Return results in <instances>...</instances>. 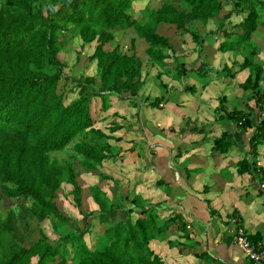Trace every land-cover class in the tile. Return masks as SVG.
Listing matches in <instances>:
<instances>
[{
    "label": "trees",
    "instance_id": "16d2710c",
    "mask_svg": "<svg viewBox=\"0 0 264 264\" xmlns=\"http://www.w3.org/2000/svg\"><path fill=\"white\" fill-rule=\"evenodd\" d=\"M132 1L0 0V199L6 197L20 202L18 205L26 209V215H22L26 228L30 223L38 227V222L47 219L56 234L50 241L38 227V237L24 244L23 238L13 230L15 213L7 210L0 218V264H162L160 256L148 244L153 239L165 238L163 235L175 220L179 222L177 229L182 231L183 243L187 242L188 233L179 213L173 211L167 217H160L156 211L162 204L143 199L138 193L131 194L130 198L125 193L119 194V199L127 204L124 211L127 216L121 219L119 205L108 199L101 188L91 186L89 196L97 206L98 223L91 249L83 238L90 227L87 213H84V224L76 226L77 231L72 225L74 221L63 215L53 202L56 191L68 184L71 188L64 194H71L76 206L80 201V188L71 164L56 153L70 148L81 169L89 171L106 158L118 157L122 151L120 146L106 142L108 138L118 141L119 137L93 128L90 103L94 98L100 110L105 111L110 94L120 100H133L136 109L145 103L161 107V102L169 97L162 80L158 81L162 88L159 96L138 94L145 81L141 78V60L134 53L133 39H130L129 53L121 52L117 45L105 49L103 46L113 39L110 29L131 28L146 45L143 52L148 66L162 68L165 59L170 58L175 64V76L180 79L190 74L199 76L210 69L199 56L206 41L204 37L221 29L223 20L241 15L228 31L222 30V40L215 49L242 57L240 62L231 63L236 65L234 70L223 64L218 73L233 77L236 71L248 68V74L238 86L246 92V101L252 100V105L246 104L247 112L235 107L227 110L224 95H220L213 122L221 126L223 121L232 120L233 129L250 130L249 153L264 140V57L254 61L259 49L250 39L257 26L264 25L261 18L264 0H154L151 6L145 3L138 10V18L132 15ZM213 18L215 28L201 33L198 25L204 26ZM159 24L171 25L189 36L195 44L201 69L186 65L172 54L168 38L157 32ZM74 34L81 45L95 42L86 57L94 61L93 76L67 75L63 70L64 61L57 58L68 42L66 37ZM155 76L161 74L157 72ZM65 87L74 95L66 104L62 90ZM182 91L192 94L195 86H183ZM134 117L139 120L138 113ZM119 128L117 121L108 125L111 132ZM141 128L138 129L143 131ZM227 136L225 128L213 137V150L227 152L232 144ZM202 138L206 139L204 135ZM143 143L141 139L138 147ZM248 170L260 172L264 181V170L256 168L254 160L246 156L236 162L238 173ZM156 185L166 188L160 180H156ZM26 201L28 205L24 207ZM131 213L136 214L133 221L129 218ZM178 243L167 241L169 247ZM194 254L198 264H206L203 252Z\"/></svg>",
    "mask_w": 264,
    "mask_h": 264
},
{
    "label": "crops",
    "instance_id": "0c3cea01",
    "mask_svg": "<svg viewBox=\"0 0 264 264\" xmlns=\"http://www.w3.org/2000/svg\"><path fill=\"white\" fill-rule=\"evenodd\" d=\"M227 21H230L229 18ZM194 59L195 57L190 62H184L186 65L192 66L198 60ZM220 68L218 70L210 67L205 72L206 75L208 72H213V77L204 81L206 83L201 82L195 85L193 80L194 84H188L195 86V92L189 93L190 95L196 94L195 97L185 96V93L188 92L182 91L183 86L180 83H175V86H173V80L170 84L164 83L168 92L175 91L174 98L161 102V107L158 108L151 107L146 103L141 104L136 112L132 113L135 122L138 118L135 119L134 116L143 106L141 113H138L139 120L136 121L139 123V125L136 123L137 135L129 138L130 141H134L135 145L124 146L122 138L118 136L120 140L116 145L122 149L120 153L124 150L128 152V149L136 150L137 156L144 160L140 170H148L151 177L160 180L161 184L166 186L165 189H158L154 182L150 185L141 182L136 185L135 193L150 202L162 204L161 208L156 211L160 217H167L173 211L179 213L180 222H183V227L188 233L187 242L184 244V238L180 236L182 231L177 229L179 222L175 220V224L169 225L167 239L177 240L179 243L169 247L166 241V250L171 249V251L165 250L163 258L160 255L162 264H198V258L194 254L198 251L205 254L206 264H251L232 241V236L238 228L243 230L248 240L254 243L259 242L264 246V191L259 190V182L263 183L264 181L261 180L260 172L256 170L238 173L235 164L247 156L255 161L256 168L264 170V140L256 145L253 153H249L250 148L246 140L250 130L240 132L238 129L232 128L233 136L240 143L242 142V145H237L236 142L232 143V148H229L225 153L217 152L212 147V138L218 136L222 127L225 126L224 122L221 126L217 122H213V111L218 104L217 97L221 92L219 90L222 87V90H225V96L227 92L236 93L234 88L231 90L227 85L224 87L220 85L219 78H225V81L239 77L238 79L241 81L240 77L244 78L245 76L242 74L244 73L242 70L236 71L233 77L224 76L218 73ZM160 71L164 72L161 68ZM158 87L161 89L159 85ZM159 95L160 93L156 96ZM111 99L110 96L109 101ZM131 101L128 100L127 108L134 106ZM189 101L191 106L189 109H185L182 104ZM206 103L211 110L210 115H205L204 111L202 112V105ZM244 103L251 106L252 100L245 102L244 99ZM197 106L198 109L195 111ZM134 107L136 108V106ZM149 112L154 115V120H149L147 117ZM191 112L195 117L184 116L182 118L185 113L188 115ZM116 116L123 119L128 116V111L114 112L113 117ZM129 121V124H133L132 120ZM139 126L143 131L138 129ZM195 126L198 129H195ZM207 133H211V135L207 136ZM203 135L206 139L202 138ZM141 139L144 140V143L139 148ZM243 150L247 152L246 155L243 154ZM124 157L122 159L119 156L110 157L105 160L113 164L119 160H127ZM125 166L126 163L123 161V167ZM83 198L90 199L91 204L95 205L89 193ZM173 228L177 233L172 238L171 229ZM53 234L55 233L53 232ZM55 237L56 234L50 241ZM153 241L157 242L156 239ZM154 251L158 253L156 250Z\"/></svg>",
    "mask_w": 264,
    "mask_h": 264
},
{
    "label": "rangeland",
    "instance_id": "374dc122",
    "mask_svg": "<svg viewBox=\"0 0 264 264\" xmlns=\"http://www.w3.org/2000/svg\"><path fill=\"white\" fill-rule=\"evenodd\" d=\"M154 0H134L131 3V11L132 15L135 18L139 17L138 10L143 8L144 4L147 3L148 6H151L150 4L153 3ZM225 10V9H224ZM263 11V10H262ZM221 14V13H220ZM219 14V15H220ZM241 15H233L229 17L230 21L223 20L222 28L218 29L216 33L209 34V36L204 37V43L202 44V51L200 53L201 60L204 61L207 66H210L211 68H216L219 70L221 65L225 64L228 65L232 70L233 68H236L235 64H232V62H240L241 56L239 54H233L230 51H226L224 53H219L216 48L219 41H221V37L223 36L222 30H229L230 26L232 24H235L240 20ZM261 18H264L263 13H261ZM199 31L201 33H206L207 31H212L215 28V18L209 19L207 23L204 26L198 25ZM110 31L113 33V39L110 40L107 44L103 46L105 49L112 48L114 45H117L119 50L121 52L129 53L130 52V39H133V47H134V53L136 56H138L141 60V78L145 81L144 85L138 90V94L140 95H153L156 96L158 93H161V89L158 87V81L162 80L166 84H170L173 80V86L176 84H179L181 86H186L189 83H201L209 80L210 77H213V72L206 75L205 73H202L198 76V74L194 75L192 77V74L190 76H184L181 79H178L175 75L174 70V62L167 58L165 59V65L161 68L167 73H164L160 71V67L148 66L147 57L145 56L143 50L146 47L145 43L142 42L141 38H137L131 28L125 29V30H119L117 28L110 29ZM157 32L166 36L168 38V41L170 45L172 46V54L178 56L180 60L183 62H190L193 57H197V52L195 48V44L190 40L189 36L187 34H183L181 31H178L171 25H163L159 24V27L157 28ZM181 32V33H180ZM66 39H68L66 42L67 44L65 47L57 53V58L59 60L64 61L65 67L63 68L64 72H66L67 75H78L80 73L87 74V75H95V64L94 61H88L87 55H89L93 47L95 45V42L92 41L88 44H82L81 41L78 38L77 35L67 36ZM250 39L255 43V45L259 49V54L254 57V61H258L264 57V25H258L256 30H254L251 33ZM191 48V50H190ZM190 50V51H189ZM194 59V60H195ZM199 59V58H198ZM196 64L195 66H193ZM192 66L194 68L201 69L203 66L198 64V60L196 63H194ZM230 69V70H231ZM245 74V76L248 74L249 69H243L242 70ZM159 72L161 77L155 76V73ZM162 72V73H161ZM244 76V77H245ZM239 78V77H238ZM233 78L231 80L227 79L224 81L225 78H219L220 85L229 86L230 89L234 88V92L236 93H226V97L224 95V91L222 90V87L219 91L220 95H224L225 101L224 106L227 110H230V108L235 107L241 109L244 112H247L246 104L244 103V99L246 96V92H244L240 87H238L239 79ZM241 80L243 79L240 77ZM170 79V80H169ZM194 80V82H192ZM63 80L61 79L58 82V86L60 87L62 85ZM234 82V84H233ZM206 83V82H204ZM180 87V86H179ZM61 89V88H60ZM59 89V90H60ZM64 90V98L63 102L66 104L71 97H73V93L67 91V87L63 88ZM218 91V92H219ZM242 93V94H240ZM169 98H174L175 91H169ZM237 95V96H236ZM112 99L109 101L110 107H108L105 111H101L99 108L98 100L97 98H94L90 103V115L92 119V126L93 128H98L99 130H102L105 134L118 137L120 136L122 138L123 145L128 147H132L134 144V141H130L129 138H133L136 136L137 132V125L138 122L132 117V113L136 112V108L132 106V108H127V99L120 100L117 98L116 95L110 94ZM185 96H188L189 98L195 97V95H190L189 93H185ZM198 96V95H197ZM218 99V97H217ZM229 99V100H228ZM184 105L185 109H189L191 104L190 101L182 104ZM145 106V105H144ZM201 106V105H200ZM125 107V109H124ZM143 106L139 108L138 113L142 111ZM198 106L196 107L197 111ZM123 110L128 111V116H125L123 119H119L118 116L113 117L114 112H122ZM153 110V109H152ZM204 111L205 115H210L209 113L211 110L209 108L208 103L202 105V112ZM201 112V113H202ZM187 116L188 118L195 117V115L191 112ZM147 117L149 120H154V115L152 112L147 113ZM136 119V118H135ZM118 120V123L120 124L121 129H117L114 132L108 130V125H110L112 122ZM129 120L133 121V124H129ZM155 122V121H154ZM152 122V123H154ZM189 122V121H188ZM225 126L222 127V130L225 128L228 129V136L227 140L230 141V143H237V145H242V142L238 141L232 134V127L234 125V122L232 120L223 121ZM151 123V124H152ZM190 123V122H189ZM167 124H169L167 122ZM182 124V122H181ZM192 124V123H191ZM227 125V126H226ZM123 127V128H122ZM149 127V126H147ZM177 127V126H176ZM150 128V127H149ZM120 132V135H119ZM211 133H207V136H210ZM219 136V135H218ZM249 136V135H248ZM234 140V141H233ZM247 141V140H246ZM106 142H108L111 145L117 144L118 141L115 138H108L106 139ZM207 146V144H205ZM233 144L230 145L229 148H232ZM239 148V147H237ZM121 152V151H120ZM119 152V157L125 156L127 160H123L126 163V166L123 167V161L111 163L107 160L101 161L99 165L96 166L94 170H83L81 167L77 164V157L73 155V152L70 148H65L64 151L61 153H56V156L59 158H64L67 163L71 164L73 171H74V179L76 181V184L80 188V201L79 205L76 206L75 203L72 200L71 194L67 193L71 187L70 185L63 186L60 190L56 191V195L53 198V202L56 204L58 210L65 216L71 219V221H74L76 223H72L75 230L79 231V228L76 226H82L85 222L84 213H87V218H89L90 221V227L89 232L87 234L83 235V238L86 242V244L92 249L95 245L96 235L98 232V223L97 219L95 217L97 206L96 204H91L90 199H85L83 196H87L89 193V187L91 186H98L101 188V190L104 192L105 196L112 200L114 204H117L118 208H120L121 211L118 212L119 217L121 219H125L127 214L124 212L127 208V204L122 202L121 199H119V194H127V197H131V194L135 193L136 185L142 183H145L147 185H150L152 182H155V178L151 177V173L148 170L141 171V165L143 166L144 160L140 159L135 151H128V152ZM245 150H243V154ZM111 163V164H109ZM236 164V163H235ZM235 166V165H234ZM264 167V165H263ZM105 176H103V175ZM155 179V180H154ZM148 181V182H147ZM158 189H162V186H157ZM88 191V192H87ZM20 202L16 199L12 198H6L2 197L0 199V218H3L5 215V212L12 211L15 213L14 220H13V230L16 233V235L19 238H23V243L26 244L30 242L33 238L38 237L37 229L40 227V229L43 231L44 234H46L48 237V240H50L52 237L55 236L53 232L50 229V224L47 219H42L40 222H38V227L34 226L30 223L29 228H26L23 226V218L22 215H26V209L19 206ZM28 201H26L25 204H23L24 207H27ZM177 213V212H176ZM136 217V214L131 213L129 215V218L131 221H133ZM34 224V223H33ZM175 224V223H174ZM33 227V228H32ZM172 232V238L175 236V233L177 231L173 228L171 229ZM165 233L163 235V239L156 240L157 242H154L151 240L149 242V247L153 250H156L158 253L157 255H161L162 258L164 257L163 252L167 249L166 248V241L167 239ZM50 237V238H49ZM168 252L170 250H166ZM160 256V258H161ZM35 258L31 259V262H34Z\"/></svg>",
    "mask_w": 264,
    "mask_h": 264
},
{
    "label": "built area",
    "instance_id": "2783aa9c",
    "mask_svg": "<svg viewBox=\"0 0 264 264\" xmlns=\"http://www.w3.org/2000/svg\"><path fill=\"white\" fill-rule=\"evenodd\" d=\"M259 187L264 190L263 183ZM232 241L251 264H264V246L259 242L254 243L248 240L241 228L235 231Z\"/></svg>",
    "mask_w": 264,
    "mask_h": 264
},
{
    "label": "clouds",
    "instance_id": "9594fccd",
    "mask_svg": "<svg viewBox=\"0 0 264 264\" xmlns=\"http://www.w3.org/2000/svg\"><path fill=\"white\" fill-rule=\"evenodd\" d=\"M221 40H222V37H221ZM242 80H243V79H242ZM242 80H241V81H242ZM241 81H239V83H240ZM238 87H239V86H238ZM245 102H246V96H245ZM241 110H242V109H241ZM159 204H160V203H159Z\"/></svg>",
    "mask_w": 264,
    "mask_h": 264
}]
</instances>
